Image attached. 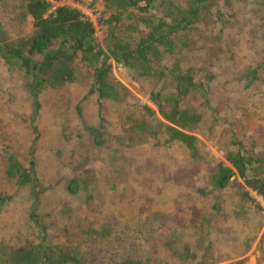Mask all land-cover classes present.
Segmentation results:
<instances>
[{"label": "rangeland", "instance_id": "obj_1", "mask_svg": "<svg viewBox=\"0 0 264 264\" xmlns=\"http://www.w3.org/2000/svg\"><path fill=\"white\" fill-rule=\"evenodd\" d=\"M21 1L0 0V35L10 40L33 31L32 17L24 21L16 17ZM234 4V17L195 35L194 46L182 58L166 52L155 58L170 71L179 62L198 81L214 75L208 106L201 96L187 99L203 116L195 132L198 160L180 144L168 148L133 130L127 120L131 109L100 102L87 71L79 69L74 83L47 89L33 101L20 69L10 68L0 56V194L14 195L0 215V242H40L37 220L54 230L65 226L70 233L82 232L81 249L88 264H117L129 257L149 264H177L164 249L162 236L176 230L194 246L196 225L206 221L207 237L221 257L212 264L264 263V200L251 192L263 209L251 206L242 197L247 187L238 176L220 193L219 209L198 194L208 185L217 162L234 149L233 133L264 157V87L258 83L256 89L246 90L239 80L244 64L262 45L263 29L254 14L256 0H234ZM60 5L78 8L89 17L100 46L105 47L107 27L100 24L104 0L55 1L49 12ZM165 16L159 5L148 15L131 9L118 33L136 37V27L148 31L145 20ZM111 74L131 91L133 102L154 108L153 90L169 93L175 88L172 79H140L114 61ZM91 129L100 130L102 145L95 143ZM3 146L38 179V200L28 188L5 178ZM71 178L88 187L91 200L63 188L62 182Z\"/></svg>", "mask_w": 264, "mask_h": 264}, {"label": "trees", "instance_id": "obj_2", "mask_svg": "<svg viewBox=\"0 0 264 264\" xmlns=\"http://www.w3.org/2000/svg\"><path fill=\"white\" fill-rule=\"evenodd\" d=\"M55 1L61 0L19 2L16 17L21 21L32 17L33 31L15 40L0 35V56L10 68L17 66L20 69L25 88L33 101L47 89H59L74 83L79 69H83L92 78L100 102H113L131 109L127 120L133 130L168 148L180 144L193 160H198L199 139L195 132L203 122V116L188 104L187 99L191 95H198L208 106L214 75L198 81L195 73L191 69L183 70L179 62L170 71L155 58L162 52L179 57L185 50L189 52L194 46L195 35L203 34L204 28L221 26L222 22L234 17V0H104L105 10L100 18V24L107 27L104 48L96 38L93 21L80 9L60 5L49 12ZM155 5L163 7L166 16L157 21L145 20L148 31L136 27V37L118 33V28L123 27L124 15L131 9L148 15ZM254 14L263 29L262 45L254 50L239 75L246 90L256 89L258 83L264 87V0H256ZM113 61L134 71L140 79H172L174 91L163 93L162 90H153L150 100L155 108L133 102L131 91L112 77ZM91 132L95 143L102 145L100 130L91 129ZM231 144L234 149L226 154L224 161L217 162L209 174L208 185L199 188L198 194L214 201L213 207L219 209L220 193L238 176L247 187L242 197L251 206L262 210V203L251 192L264 200V157L255 151L254 146L247 145L238 133L231 135ZM1 151L5 178L14 181L20 188H28L34 199L38 200L39 183L32 171L25 169L6 146ZM30 163L34 167V158ZM62 184L68 193H82L86 200L92 199L88 187L80 179H67ZM13 198L14 195L0 194V215ZM205 222H201L199 227L196 225L194 246L185 242L182 234L176 230H168L162 236L164 249L177 264H212L220 261L218 247L207 237ZM36 226L41 236L38 243L0 242V264H88L81 249L82 232L77 230L70 233L65 226L56 231L53 225H40L37 220ZM49 235L51 238L47 239ZM204 244H207L205 250L202 249ZM117 264L149 263L129 257ZM233 264L245 263L237 261Z\"/></svg>", "mask_w": 264, "mask_h": 264}]
</instances>
